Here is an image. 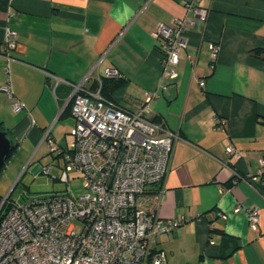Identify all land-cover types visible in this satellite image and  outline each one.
Listing matches in <instances>:
<instances>
[{"label": "crops", "instance_id": "crops-1", "mask_svg": "<svg viewBox=\"0 0 264 264\" xmlns=\"http://www.w3.org/2000/svg\"><path fill=\"white\" fill-rule=\"evenodd\" d=\"M196 6L208 9L206 20L183 0H0V48L9 27L16 34L9 62L14 95L25 104L13 112L0 90V129L16 144L9 167L48 150V128L58 152L69 147L74 120L61 115L68 87L54 88L47 72L78 82L115 67L126 83L110 98L134 110L144 92L155 94L150 117L181 136L159 214L185 220L156 237L165 264H264V176L250 178L264 152V54L254 53L264 50V0H200ZM183 17L193 19L187 46L176 77L161 88L163 54L153 31ZM211 44L218 46L215 55ZM6 64L0 53V86ZM227 145L238 155H227ZM237 205L258 209L256 227L245 210L234 211Z\"/></svg>", "mask_w": 264, "mask_h": 264}, {"label": "built area", "instance_id": "built-area-1", "mask_svg": "<svg viewBox=\"0 0 264 264\" xmlns=\"http://www.w3.org/2000/svg\"><path fill=\"white\" fill-rule=\"evenodd\" d=\"M200 0H183L187 10L206 20L208 9L196 6ZM193 19L175 18L171 24L159 23L153 36L159 41L161 59L160 86L164 88L177 75L180 51L187 46L186 27ZM15 32L5 29L0 53L7 64L5 82L0 86L13 112L25 108L15 97L10 74L11 50ZM212 54L218 46L210 45ZM102 59L99 58V62ZM54 88L67 84L70 91L65 105L71 103L74 125L70 147L62 155L64 166L58 176L70 182L69 173L80 175L82 190L69 187L49 194H26L24 201H8L7 192L0 198V264H165L162 252L154 248L156 237L168 233L185 218L162 217L159 207L165 191L177 131L166 128L150 117L155 94L144 92L134 110L121 107L101 94V77L121 74L115 67H105L102 76L89 72L78 82L47 72ZM96 80L94 88L90 82ZM225 120L219 127L223 128ZM43 141L55 150L48 128ZM228 154L238 152L228 145ZM257 174L264 176V153L258 159ZM49 174V167L45 168ZM245 210L249 225L256 227V207L235 206ZM75 221L80 222L78 230Z\"/></svg>", "mask_w": 264, "mask_h": 264}, {"label": "rangeland", "instance_id": "rangeland-1", "mask_svg": "<svg viewBox=\"0 0 264 264\" xmlns=\"http://www.w3.org/2000/svg\"><path fill=\"white\" fill-rule=\"evenodd\" d=\"M67 119V123H70L71 125V120L73 118L71 119L70 117H68ZM73 125L74 121L73 124L70 126V129L73 127ZM71 137L72 135L69 134V147L72 141ZM43 149L45 150L40 151L36 156L34 155L30 159L27 158L31 161V163H27L26 159L20 167L16 166V163L14 162L9 167L10 158L8 159L3 171L1 172L2 175L5 172V176L0 178V196H5L11 186L18 179L19 182L10 195V199L17 202L24 201L26 197H30L31 195L49 194L56 191H63L68 187L75 193H79L82 190V182L80 175L75 171L69 173V183L60 181L58 179H53L54 176H59L60 169L63 167L64 158L63 156H57L54 152H49L48 150H46L45 147ZM17 167H19L18 170H16ZM46 167L50 168L49 174L45 171ZM10 177H12V179L9 181ZM25 187L28 190V196L24 198L21 195V191ZM75 225L79 230L81 227L80 222L75 221Z\"/></svg>", "mask_w": 264, "mask_h": 264}, {"label": "trees", "instance_id": "trees-1", "mask_svg": "<svg viewBox=\"0 0 264 264\" xmlns=\"http://www.w3.org/2000/svg\"><path fill=\"white\" fill-rule=\"evenodd\" d=\"M15 47V46H14ZM254 53H256V54H264V50H260V49H255L254 50ZM125 83H126V80L122 77V75H120L119 77H115V78H110V77H105V76H102L101 77V94L106 98V99H108V100H111V101H113L110 97H111V92L112 91H114L116 88H118V87H121V86H123V85H125ZM58 84H60V83H58ZM58 84L56 85V87L58 86ZM96 84H97V81L96 80H93V81H91L90 82V87H92V88H94L95 86H96ZM67 87H68V90H67V94L69 93V91H70V88H69V86L67 85V84H65ZM55 87V88H56ZM71 115V103L70 102H68L65 106H64V108H63V111H62V113H61V115ZM154 119V118H153ZM74 120V119H73ZM154 120H156V119H154ZM219 127V126H218ZM51 133V132H50ZM70 134V133H69ZM55 140V139H54ZM55 144H56V148H55V150H50L49 148H48V151L49 152H54V153H56V155L57 156H63L62 155V153H63V151L65 150V149H63L61 152H58V144L56 143V141H55ZM228 146V145H227ZM231 146H233V145H231ZM234 147V146H233ZM235 148V147H234ZM16 149V144H11V148H10V152L8 153V155L6 156V158H5V162H4V164L2 165V167H1V169H0V175H1V172L3 171V169H4V167H5V165H6V162L8 161V159L12 156V154H13V152H14V150ZM236 149V148H235ZM225 150H226V148H225ZM237 151V150H236ZM238 152V151H237ZM227 153V152H226ZM262 153H264V152H262ZM261 153V154H262ZM231 154H233V153H231ZM236 154V153H235ZM227 155H230V154H228L227 153ZM237 155V154H236ZM63 166H64V161H63ZM63 168V167H62ZM49 172H50V168H49ZM53 179H58V176H54V178ZM232 179L233 178H231L230 180H229V182H228V185H231V183H232ZM59 180V179H58ZM18 182H19V179L18 180H16L15 181V183L11 186V188L9 189V191H10V193H9V195H8V198H7V200L9 201H13V200H11L10 199V195H11V193L13 192V190L15 189V187H16V185L18 184ZM27 192H28V190H27V188L25 187L22 191H21V195L25 198V196H26V194H27ZM57 192V191H56ZM3 196H0V198H2Z\"/></svg>", "mask_w": 264, "mask_h": 264}, {"label": "water", "instance_id": "water-1", "mask_svg": "<svg viewBox=\"0 0 264 264\" xmlns=\"http://www.w3.org/2000/svg\"><path fill=\"white\" fill-rule=\"evenodd\" d=\"M11 141L5 130L0 129V169L5 162V158L10 152Z\"/></svg>", "mask_w": 264, "mask_h": 264}]
</instances>
